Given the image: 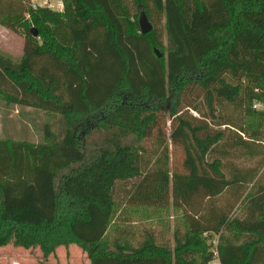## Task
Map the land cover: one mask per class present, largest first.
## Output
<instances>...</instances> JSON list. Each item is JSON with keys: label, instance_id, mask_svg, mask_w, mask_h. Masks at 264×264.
<instances>
[{"label": "trees", "instance_id": "1", "mask_svg": "<svg viewBox=\"0 0 264 264\" xmlns=\"http://www.w3.org/2000/svg\"><path fill=\"white\" fill-rule=\"evenodd\" d=\"M21 1L0 0V26L24 38L18 61L0 53V99L58 119L41 142L0 138V247L47 258L75 244L90 264H264V184L247 164L263 138L264 0ZM229 188L241 214L212 205ZM170 190L184 220L172 246L153 230L118 235L119 205L164 207ZM197 196L210 206L193 207Z\"/></svg>", "mask_w": 264, "mask_h": 264}, {"label": "rangeland", "instance_id": "2", "mask_svg": "<svg viewBox=\"0 0 264 264\" xmlns=\"http://www.w3.org/2000/svg\"><path fill=\"white\" fill-rule=\"evenodd\" d=\"M24 1L28 2V0ZM162 23L163 20H160L157 22V26L162 28ZM162 38L165 43L166 37L164 32ZM23 41L24 38L22 35H18L6 28L0 27L1 54H5L12 60L18 61L22 54ZM262 108L263 105L261 103H256L255 109L261 110ZM221 112L227 114V116L232 119H238L240 116L239 110L229 105L223 107ZM57 119L58 117L56 115H49V113L43 110L8 103L0 99V138L26 140L34 143L41 142L45 123H49L51 129L54 130L56 129ZM261 123L262 134L260 137L263 136V138H261L262 145H255L254 149H256V152L252 158L248 160L247 164L253 168L256 173L253 182H257L258 180L259 183L264 184V120H262ZM164 130L168 131V124L165 125ZM98 137L100 138L101 136L92 133V138L96 140ZM84 150L88 159L92 158L94 152H96L93 144L88 142L85 143ZM239 152L242 153L243 149H239L238 153ZM232 160H234V158L230 159V161ZM181 161V151L178 148L170 146L169 165L179 168L181 166ZM248 188L249 186L245 185L243 190L246 189L247 191ZM232 192L233 188H229L224 194L215 199L212 205H214L216 209L220 208L222 211H229L228 214H241V210L236 208L238 202L233 204L230 203L232 199H236V196L233 197ZM192 201H194V203L191 204L193 207H195L196 204H204L205 207L210 206L209 203H202L200 196L195 197ZM116 212L118 213V218L115 222V228L116 232H119L118 235L121 234V231L133 233L135 240H137L138 236L144 231L153 230L157 236L158 242L172 246L174 229H183L184 220L182 212L181 209L173 206L171 190L168 196V204L164 207L119 205ZM210 235L211 239L207 242L212 244V249H215L217 236L214 233ZM85 255V252L75 244L59 246L56 248L55 252L49 254L47 258L43 257L38 247L23 248L8 244L0 247V264H87Z\"/></svg>", "mask_w": 264, "mask_h": 264}, {"label": "built area", "instance_id": "3", "mask_svg": "<svg viewBox=\"0 0 264 264\" xmlns=\"http://www.w3.org/2000/svg\"><path fill=\"white\" fill-rule=\"evenodd\" d=\"M28 3L32 9L47 7L54 11H63L64 8L62 0H28Z\"/></svg>", "mask_w": 264, "mask_h": 264}, {"label": "water", "instance_id": "4", "mask_svg": "<svg viewBox=\"0 0 264 264\" xmlns=\"http://www.w3.org/2000/svg\"><path fill=\"white\" fill-rule=\"evenodd\" d=\"M137 22H138L139 31L141 34H146V33L150 32L153 28V25L149 21L144 10H140V12L138 14ZM31 31H32L34 36H37V31L34 28H32ZM157 55L159 57L161 54L157 52Z\"/></svg>", "mask_w": 264, "mask_h": 264}, {"label": "crops", "instance_id": "5", "mask_svg": "<svg viewBox=\"0 0 264 264\" xmlns=\"http://www.w3.org/2000/svg\"><path fill=\"white\" fill-rule=\"evenodd\" d=\"M0 27H2V26H0ZM4 28V27H3ZM85 257H86V255H85ZM86 262H87V264H90L89 263V260L87 259V257H86Z\"/></svg>", "mask_w": 264, "mask_h": 264}]
</instances>
